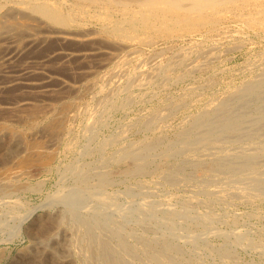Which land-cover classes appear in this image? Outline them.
Here are the masks:
<instances>
[{"label":"bare ground","instance_id":"6f19581e","mask_svg":"<svg viewBox=\"0 0 264 264\" xmlns=\"http://www.w3.org/2000/svg\"><path fill=\"white\" fill-rule=\"evenodd\" d=\"M94 24L97 26V32L99 33L101 38L113 39L114 45H115V46L114 45L113 46L114 47H120V48L122 46H126V47L131 48V47H133V45L140 46L143 48L152 45L154 48L153 44H155L159 39H169V40L173 39L174 40V38L180 39V38H183L186 36L189 37V36H194V35H199V37H200V35H203V36H206L208 38L215 40V39H220L225 35H228L229 32H231V30L234 29V27H235V29H239L241 31L246 30L247 28L253 29V30H264V0H0V58H2V64L0 65V78L1 79L3 78V80L0 81V92H2L3 90H7V89H10V90H17L18 89L21 91L36 90L37 92H40L41 94L49 93V92L52 93L53 91H55L57 89V88L51 87L53 85L52 83L54 81H57L58 79L54 76V74H51V73L47 74L44 71H42L45 69V62H47V61L49 62L52 59H57V60L59 59L62 61H68L71 58H84V60H85V58H87L91 55H95V54H99V55L100 54H105V55L107 54L108 56H111V57L116 56L117 54L115 55L113 52L103 51V50H100L96 47L91 48L89 51L74 49V46H73V49H68V47L67 48L61 47L63 44H66L68 42H75V43H77V42H80V43L89 42V44H87V45H90V43L95 40V37L93 34H95V32H96V30H95L96 28L94 29L95 31H93L91 29V28H93V27H91V25L93 26ZM234 32H236V31H234ZM232 33H231V35H232ZM245 33H246V31H245ZM236 34H238V33H236ZM250 34H252V33H250ZM259 34H261V33H259ZM242 35H244V31H243ZM234 36H235V34H234ZM97 39H99V38H97ZM211 39H210V41H211ZM52 40L56 43L61 44L60 48L50 52L49 54H47L45 59L40 61L41 62L40 64H33V63L28 64V63H26L22 66H17L16 69H13V70L11 69L13 67H11L12 65H10V64L13 63L16 59L23 57L30 50L32 51L34 49H38V48L42 47L47 41H52ZM184 40H185V38H184ZM204 40H205V38H204ZM107 42L111 43L110 41H107ZM197 42H199V41H197ZM203 43L204 42H201L200 45H190V48L192 49V51L195 50V52H197L196 53L197 58L195 55H194L195 58H193V57H191V58L198 59V57L200 58L203 56L206 58L208 52L210 53V50H211V53H213L212 50H214V49H211V48H209L210 50L207 48L205 49L204 48L205 46H203ZM233 43H234V41H233ZM255 43H252V44H255ZM48 44H49V42H48ZM180 45H182V44H179V46ZM237 46H239V45H237ZM177 47L178 46H176V48ZM150 48L148 50L149 53H150ZM169 48H171V47H169ZM169 48H167V50ZM218 48H219V46H218ZM82 49H84V48H82ZM86 49H87V47H86ZM187 49H188V47H187ZM48 50H50V49H48ZM142 50H144V49H142ZM162 50H159V51L162 52ZM224 50L226 51L227 49L223 48V51ZM183 51L185 53V50H183ZM138 52H140V51H138V49L131 48L129 54L134 57V56H137ZM154 52H155V48H154ZM180 52H178L177 55L178 54L180 56H181V54L183 55V53H180ZM187 53H188V51H187ZM185 54H184V56H185ZM171 55H173V54H171ZM209 55L210 54H208V57H209ZM158 56H160V54ZM180 56H179V61H180ZM184 56H182V57H184ZM186 56L184 57L185 59H186ZM215 56L216 55H214L213 57H215ZM97 57H99V56H97ZM103 57H104V55H103ZM145 57L138 59L140 61L128 69H127V59H125V58L119 59V61H118L115 58L117 60V62L114 63L113 66L110 65L112 67L111 68L109 67V68L113 74L119 75L122 78L123 83L121 82L120 85H115L114 87H112L111 90H109L107 92V94L101 99V101L98 100L100 102V104L105 105L108 101H110V99H109L110 95L114 92L117 93L118 90L119 91L128 90L133 85L136 86V84H140L142 82L144 83V81L145 82L147 81V77L151 76L152 73L150 75V73L147 71V68L149 67V63L146 61ZM155 57H157V56L155 55L154 58ZM174 57H176V55H174ZM188 57H189V55H188ZM204 57H203V59H204ZM259 57L257 58L258 60H256L255 63L252 62V63H254V65L252 64L253 67H261V60H262L263 56L261 57V59H259ZM90 58H92V57H90ZM118 58H119V56H118ZM121 58H123V57H121ZM154 58H152L153 61L156 59V58L155 59ZM159 58H161V57H159ZM94 59H96V57ZM201 59H199V60H201ZM212 59L210 62H212ZM255 59L256 58L254 57V60ZM252 60H253V58L251 59V61ZM179 61H176L175 58H174V60L172 58L171 59L167 58V59L157 63L158 65L155 66V70H157L156 72L160 78H161V76L164 77L170 69L172 70V68L176 64L178 65ZM36 63H39V62H36ZM99 63H101V62H99ZM145 63H147V65ZM154 63H156V61ZM203 63L204 62L202 61V65H203ZM101 64H103V63H101ZM104 64H105V62H104ZM107 64H109V63H107ZM143 64H145V66H147V67H145ZM245 65H247V64H245ZM53 66H54V64H53ZM97 66H98V64H97ZM190 66H193V65H190ZM224 66H227V65H224ZM71 67H72V65H71ZM100 67H99V69H100ZM175 68H176V66H175ZM185 68H187V66ZM191 68H189V69H191ZM204 68H205V66H204ZM247 68H248V66H247ZM182 69H184V66H183V68H181L180 71H182ZM189 69H185V72H187V70H189ZM261 69L262 70L259 73L253 74L250 77L249 81L245 80L246 81L245 84H244L245 81L244 82L242 81L244 84V85L242 84L243 86H241V82H240L241 87H238L237 89H229V91L226 90L228 92L226 94H223L220 96L216 95V97H214L215 94L212 97L209 96L212 94H209L208 96L210 98L207 97L208 99H206L207 101H205L206 102L205 105L203 104L204 107L202 109H199V111L197 113H194V114L191 113L192 115L187 116V117H186V115L185 116L183 115L185 118L182 117L183 120H182V122L180 121L181 122L180 127H179L178 131L176 130V132H177L176 135L174 136V138L172 137L173 138L172 140L168 141L165 144L164 148L159 153H155V152L157 151L156 150L157 147H159L158 145L161 144V139H160L161 137L160 138L159 137L154 138L152 136L153 138L149 141H148V139H150V138H148L147 141L142 140V141H137L134 143H132L130 141V144H128L126 142L127 145H124L122 148H120L117 153L111 151L114 154H112V155L110 154L109 156H104L102 158L98 157V158H101L99 160L100 161L99 165H96L94 168H92V172H94L98 177V182L106 183L109 181L108 177H106L104 168L106 169L105 166H106V164H109L108 162H110V161H113L116 159H118V160L119 159L130 160L131 166H130V168L126 169V171L128 173L130 172V173H134V174H142L148 170V167L153 162L155 154H156V156H157V154H160V156L164 158V161H162L160 163L158 162L159 164H156L153 171H154V174H156L157 176L162 177L166 180H170V181L175 180L176 181L177 178L182 177L186 181H192L195 178H193L191 176V174L192 175H195V174L190 173V172H193L190 170H189L190 172H188L187 170H185V168L191 167V166H196V165L202 166V168L205 170V172H202V173H204V176L202 175L201 178L199 177L200 178L199 181L207 184L208 182H205L204 179H210L209 182L212 183L213 191L216 190L220 196L223 195V197H226L225 199H221V200H218L216 198H208L207 199L208 205H217V204L222 205V203L227 204L226 202L231 201V199H230L231 197L232 198L238 197L242 201H245L248 203L256 201V200L259 201L261 198H264V137H261L262 133L260 134L261 136H259V134H258L259 132H257V130H256L261 125L259 122H261V120L262 121L264 120V67L263 68L261 67ZM197 70L201 71L199 69V67ZM220 70L224 71L223 68ZM149 71H150V68H149ZM151 71L154 72V70H151ZM193 71H195V70H193ZM218 71H219V69H218ZM251 71L256 72L253 70H251ZM94 72L92 70V73H94ZM147 72L149 73V75H147L148 74ZM192 72L190 71L189 74L190 73L192 74ZM210 72H212V71H210ZM101 74L102 73H100V75ZM155 74L153 76H155ZM180 74L183 75L185 73L181 72ZM246 74H247V72H246ZM100 75H99V77H100ZM179 75H177V76H179ZM226 75H228V73ZM114 77H115V75H114ZM157 77L154 80H157ZM198 77H200V76H198ZM169 78H171V76ZM177 78H179V77H177ZM148 79H149V77H148ZM228 79H230V78H228ZM179 80H182V78ZM190 80H191V78H190ZM120 81H121V79H120ZM208 81H210V80H208ZM226 81H228V80L226 79ZM108 82H109V80H108ZM112 82H114V81H112ZM157 82H158V80H157ZM160 82H161V80H160ZM160 82H158V83H160ZM173 82H171V83H173ZM211 82H212V79H211ZM155 83H156V81H155ZM163 83H165V82H163ZM201 83H203V82H201ZM145 84H147V83H145ZM145 84H144V86H145ZM229 84H231V83L229 82ZM59 85H60V83H59ZM188 85L191 86V84H188ZM223 85L221 87H225ZM225 85H228V84L226 83ZM166 86L170 87V85H166ZM192 86L195 87L194 85H192ZM198 86H200V85H197V87ZM201 86H202V84H201ZM203 86H205V84ZM207 86L209 87V85H207ZM102 87H104V86H102ZM193 87H192V90L194 89ZM120 88H121V90H120ZM233 88H234V86H233ZM135 89L138 90L137 88H135ZM214 89H216V88H214ZM226 89H227V87H226ZM73 90L75 91L76 89H73ZM143 90H142V92H143ZM198 90H200V89H198ZM146 91H149V90L146 89ZM186 91H187V88H186ZM58 92L60 93L61 90L60 91L58 90ZM104 92H106V91H104ZM167 92H164V93H167ZM210 92H212V91H210ZM217 92H219V91H217ZM84 93H87V92H84ZM84 93H82V94H84ZM116 93H115V96H116ZM126 93H128V92H126ZM164 93L162 92V94H164ZM215 93H216V91H215ZM137 94H139V93H137ZM150 94L154 96L153 93L150 92ZM202 94L203 93H201V95ZM221 94H222V91H221ZM128 95H127V97L125 96L127 99H128ZM134 95H133V98H134ZM140 95L141 94H139V97H136V98H140L141 97ZM142 95H144V94H142ZM166 95H168V93ZM247 95L250 98V101L252 102V104H254L253 111L255 113V116H253V117H255V118L252 119L251 116L249 118H251L254 121L253 125H250V126H254L255 128L251 127L252 129L250 130V133H249L250 136H249V134H247L248 135L247 137L245 136L244 138H241V136L243 134L247 133V131L245 133L242 132L243 123L245 126L243 128H246V127L249 128V125L248 124L246 125L245 121H244L246 119V115L244 114L245 112L244 113H238V112L236 113V111L235 112L232 111L231 108H232L233 104H231L232 103L231 101H233L234 98L235 99L236 98L242 99L244 96L246 97ZM170 96H172V95H170ZM199 96H200V94H199ZM199 96H196L195 90H193V92L190 91V92L185 93V95L183 94V98L178 100V101H174L172 103L167 102V103H169V105L165 109L163 108V110L158 109V108L156 110L151 109V112H152V110H153V112L151 113V115L149 116L148 119H147L148 116L146 117V120L144 122H142V124L144 126H149V127L151 125H156L157 126L156 128H158V127L161 128V126L164 127L163 126L164 122L162 119H164L165 114H167L169 111H171L172 109L175 108V105L178 107L183 106V109H184L185 104L187 102V99L198 98ZM204 96H206V95H204ZM52 97H54V96H52ZM125 97H124V99H126ZM129 97L132 99L131 95H129ZM148 97H145V99H147ZM12 98H14V97L12 96ZM91 98H92V96H91ZM200 99H202V98H200ZM5 100H7V99H5ZM111 100H113V99L111 98ZM71 101H72V99H71ZM71 101L66 102V103L64 102L65 104L60 103L61 106L59 107L58 111L55 110L57 113L55 112L56 114L54 116H51V117L49 116L50 118L48 119L47 124L43 128H41L42 126L38 128V125H37L38 122H35L33 120V118H35L36 115H38V113L40 112V109H42V108H40V104L37 105V104L33 103L31 100H29L27 98H23V97L21 99L18 98V100L14 101V102H6V103L4 102L5 104H0V116H2V118L0 119V148H1L0 150L1 151L4 150L7 153H18L17 155H19V153H20L22 155V159L20 161L16 162L17 161L16 160L15 161L16 163L14 162V164L16 165L14 168L6 167V169H3V170L0 169V195L1 196H6V195L12 193L14 190H16L18 188V185L22 184L23 180L21 181V183L19 182V184L17 183V181H18L19 177H21L22 175L29 173L25 169V166L27 165V163H30L31 161H34V162L37 161V163H40L42 158L44 159L46 157L48 158V157L52 156L51 155V153H52L51 149H50V151H48L46 149V145H48V144H45L43 141H41L37 138L31 137L32 134L29 136L31 138H33L34 140L28 139V137L26 135L27 132H26V134L25 133H18L19 131L14 132V130H11L10 126H7L1 120L2 119L4 120L5 117H8L7 119L10 118L11 122L16 120L17 122H20L23 124L29 123L30 125L29 124L28 125L30 128L35 127L34 128L36 130L35 132H37V130H39V131H42L43 134L45 133L46 135H43V136H46L45 139H47V136H48L50 144L55 143L57 141V139L59 138V136L61 135V133L63 132V130L65 129V123H67L66 122L67 119L70 118V116L68 118H66L65 112H67L66 111L67 107L71 106V105H67V103L72 104ZM140 101H142V100H140ZM164 101H165V99H164ZM236 101H237V99H236ZM85 102H83V103H85ZM122 102H124V101H122ZM136 102H134V104ZM197 102H199V101H197ZM111 103H112V101H111ZM119 103H121V102L119 101L118 104ZM236 103H238V102H236ZM239 103L244 104L243 101L242 102L239 101ZM113 104L115 105V103H113ZM123 104L125 105V103H123ZM142 104H143V102H142ZM124 105H123V107H124ZM156 105H158V103ZM197 105H195V106H197ZM98 106H97V108H98ZM107 106H108V104H107ZM236 106H238V104L235 105V107ZM146 107H145V109H146ZM186 107H187V105H186ZM238 107L240 108L241 105ZM238 107H236V109H238ZM258 107H260V108H258ZM48 108H53V105H52V107H48ZM97 108H96V106L91 107L90 109H88L86 111L87 117H85L86 118L85 122H87V123H86L85 127H84V125H82L84 127L83 128L84 135H86L87 136L86 138H88V139L92 138V140L94 137V130H96V129L98 130V128H99V127L95 128L96 125L103 122L101 113L99 112V111H101V108L99 111H97ZM116 108H118V106ZM129 108L131 109V106H129ZM108 109H111V107H108ZM78 110H80V109H78ZM103 110L106 111V109H103ZM43 111L45 112L46 110L44 109ZM126 111H128V109ZM149 111H150V109H149ZM250 111H249V113H250ZM137 112L138 111H136V113ZM148 113H146V114L148 115ZM174 113H173V115H174ZM181 113H183V112H181ZM83 114H85V111ZM169 115H171V114H169ZM143 116H144V114H143ZM83 117H84V115H83ZM107 117H108V115H107ZM7 119H6V121H7ZM136 119H135V121H136ZM251 119H249V120L251 121ZM73 121H74V119H73ZM77 121H78V119H77ZM132 121H134V119ZM169 121H171V120H169ZM127 122H129V121H127ZM262 123L264 124V121ZM122 124L124 125L125 123H122ZM169 124H170V122H169ZM172 124H174V123H172ZM249 124H251V123H249ZM258 124H259V126H258ZM263 124H262V126H263ZM100 125H102V124H100ZM104 125H105V123H104ZM128 125L132 126L130 123ZM177 126H179V125L177 124ZM177 126H176V128H177ZM36 127L38 129H36ZM165 127H166V125H165ZM167 127H168V125H167ZM169 129L166 128L165 130H169ZM118 130H120V129H118ZM255 130L257 132V135L254 134ZM121 132L122 131H120V134H121ZM137 132H138V130H137ZM262 132L264 133V131H262ZM123 133H124V131H123ZM241 133H243V134H241ZM39 134L36 133L35 135H39ZM113 134H114V132H113ZM3 136L7 137L6 140H2ZM95 136H97V135L95 134ZM114 136H116V135H114ZM146 136H148V135L145 134V137ZM263 136H264V134H263ZM68 137H70V136H68ZM104 137L102 139H104ZM111 137H113V136L111 135ZM142 138H139V140ZM118 139L121 140V138H118ZM1 140H2V142H1ZM72 140L73 139H71V141ZM104 140H106V138ZM76 141H77V139H76ZM111 141L113 142V139H111V138L108 139L107 141H103V143H101V146L104 147L105 145H109V147H110V144H108V143H110ZM116 141H118V140H115V142ZM68 142H70V141L68 140ZM101 142H102V140H101ZM59 143H58V145H59ZM99 144H100V142H99ZM118 144H119V142H118ZM86 145H89V144H86ZM82 147H83V145H82ZM56 148H57V146H56ZM95 149L96 148L94 147V150ZM97 149L101 150L104 148L97 147ZM86 150H88V149H85V152H86ZM199 150L201 151V153L199 152ZM78 151H83V150L79 149ZM183 151H184V153H185V151H188V154H187V156L184 157V159H182V157H181L180 159L174 161L173 163L166 162L165 159L172 157V156L177 157V155L181 154ZM96 152H98V151H96ZM80 154H82V153H80ZM92 155H93V152H92ZM52 157H51V159H52ZM75 159H77V158H75ZM5 161L6 160H4V162ZM130 161H128V162H130ZM43 162L40 163V165H42ZM31 163H33V162H31ZM44 163H46V162H44ZM28 165H30V164H28ZM57 166H59V165L57 164ZM0 168H1V165H0ZM27 169H28V167H27ZM68 169H69L68 170L69 172L72 171V174L74 173L76 175V177L80 181V183H89L88 177H90L89 175L91 172L89 173V169H87V167L86 168H85V166L80 167V166H78V164L76 165V162H75L74 165H73V163L70 164ZM25 170H26V173H24ZM46 170H48V169H46ZM192 170H194V169H192ZM199 170H201V169L199 168ZM185 171H187V172H185ZM197 171H194V172H197ZM61 174H65V173L61 172ZM27 176L31 177V175H29V174ZM67 176H69V174ZM61 177H64V175H62ZM92 178H90V179H92ZM62 180H61V182H62ZM35 181H37V180L35 179ZM41 181H39V183H43ZM23 183H24V181H23ZM73 183H74V181H73ZM77 184L70 187V188L67 187L66 190H64V191L62 190V191L58 192L56 189L55 192H58V193H55L53 196L51 195L52 198L49 199L50 201L53 200V203H55V204H56V202H59V201L60 202L62 201L63 203H65L67 206V211L72 213V216H71L72 218L70 216H68L66 213H63L62 215H59V216H56L53 218H51V217L48 218V216H47V218L49 219V222H51L50 220H52L53 223L55 222L53 227H57V228L61 227L62 224H66V220H69L71 222L69 224H72L73 236H71L72 242L70 241V244L72 243L73 244L72 247H74L73 249L77 253L79 252L80 264H189L190 263V262L186 263L185 261H181L179 259L181 249L178 248L174 243H172L170 241V239L167 236L168 234L164 230H163L164 233L158 234L159 236L157 235V237L156 236L155 237L140 236L139 237L140 242H141L140 245L133 242V241H132L133 243H128L127 239L124 238L126 236L125 235L123 237L119 236V234L116 233L117 230H115V228L113 226H111V223L109 221H106L105 223H103L104 221L102 223L100 221L96 222V221H92V220L88 219L87 217H84V216L77 214L78 213V211H77L78 205L72 206V205L68 204L67 201L70 199L84 198V196L85 197L87 196L85 194H88L84 189L78 187L79 185H77ZM148 184H149V182H148ZM32 185H31V188H32ZM36 185H33V187H36ZM28 186H30V185H27V187ZM24 187H26V186H24ZM38 187L39 186H37V189H39ZM29 188L30 187H28V189ZM35 190H36V188H35ZM47 196H49V193ZM47 196H45V198ZM43 199H44V197H43ZM223 200H225V201H223ZM131 202H132V200L127 205L130 206ZM42 203H43V205H41V206H44V204L46 202H42ZM37 204L39 205V202ZM138 204H140V203L138 202ZM138 204H136V206H138ZM20 205H22V203H20ZM38 205H35V206H38ZM22 206H25V205H22ZM49 207H51V206H49ZM107 207L110 208L111 206H106L105 208H107ZM22 208L24 209V207H22ZM29 208H30V206H29ZM33 209H34V207H33ZM79 209H81V208H79ZM162 210L165 213H169L171 211V207H169L168 205H163ZM22 214L28 215L27 210H26V213L23 212ZM204 217H205V222L202 224V226L203 227L213 226L212 215L207 214ZM44 225L45 224H43L41 222L37 228L42 233H44V232L46 233V229H45L46 225L45 226ZM66 226H68V225H66ZM49 228H51V227H49ZM106 229H108V230H106ZM103 230L107 231L110 234V237L115 236L118 241L111 244L110 241L107 239L108 237L106 238V236H104L105 233H103ZM233 231H234V229H233ZM233 231L232 232L230 231V232L233 235L236 234V237H234L236 239L242 234L238 230H236L238 232L235 231L236 233H233ZM48 233H50V232H48ZM54 233L55 232H52L50 234V237H53ZM125 234H126V232H125ZM39 235H41V234H39ZM43 236L44 235L42 234V236H40V237H43ZM45 237L47 238L46 235H45ZM69 237H70V235H69ZM135 240H138V239H135ZM45 247L46 246H44V248ZM47 250H48V248H47ZM49 254H50V252H49ZM67 254L64 257H67L68 256ZM29 255H31V254H29ZM226 255H227V253L225 254V256ZM56 256H58V254ZM56 256L52 253V256L50 257V259H46L45 257L42 258L40 255H37V254L33 255L32 254V256H30L29 258H25V259L23 258L21 263L22 264H44V263L45 264H58L60 258H59V256H58V258ZM191 264H194V262Z\"/></svg>","mask_w":264,"mask_h":264},{"label":"rangeland","instance_id":"374dc122","mask_svg":"<svg viewBox=\"0 0 264 264\" xmlns=\"http://www.w3.org/2000/svg\"><path fill=\"white\" fill-rule=\"evenodd\" d=\"M91 27H93V28H91ZM91 27L90 28L93 31L96 30L95 34H93L95 37V40L93 42H91L92 44L90 43V45H87V44H89V42H82L83 43L82 44V43L76 41L77 43L68 42L66 44H63L61 47H64V48L68 47V49H73V46H74V49H78V50L80 49V50H84V51L85 50L89 51L91 48L96 47V48L103 50V51L113 52L115 55L117 54L116 56L111 57V56H108L107 54L106 55L105 54H100V55L95 54V55H91V56L85 58V60H84V58H71L68 61H62L59 59L58 60L52 59L49 62L48 61L45 62V69L42 71H44L47 74H50V73L54 74V76L58 79L57 81H54L52 83L53 85L51 87L57 88L52 93L49 92V93L41 94L40 92H37L36 90L21 91L18 89L17 90L7 89V90H3L2 92H0V98H1L0 104H5L6 102H14V101H17L18 98L21 99L22 97L31 100L33 103H35L37 105L40 104V108H42V109H40L41 113L39 112L38 115H36V117L33 118V120L35 122H38V124H37L38 128L41 126H42L41 128H43L47 124L48 119L57 113L56 111H58L59 107L61 106L60 103L63 104L64 102L65 103L70 102L72 99V101H71L72 104L67 103V105H71V106H68L69 108L67 107V109L69 111L66 109L67 112H65L66 118H68L69 116H70V118H68L69 120L67 119V121H66L67 123H65V129L63 130L64 133L63 132L61 133V135L59 136V138L60 137L61 138L60 139L58 138L55 143L50 144L48 136H47V139H45L46 136H43V135H46V134L45 133L43 134V132L39 131V130H37V132H35L36 131L34 129L35 127L30 128L29 123H26L27 124L26 125V124L17 122L16 120L11 122L10 118L7 119L8 117H5L7 119V121L4 117H3L4 120L3 119L1 120L7 126H10L11 130H14V132L19 131L18 133H25V134L27 132L26 135H27L28 139L31 140L33 138H37V139L43 141L45 144H48V145H46V149L48 151H50V149H51V151H52L51 155L53 157L51 156L52 159H51V157H48V158L46 157V158H44L45 160L43 158L41 159V161L43 160L47 164L44 163L43 161H42L43 162L42 165H40V163H42L41 161H40V163H37V161H35V162L31 161L33 163H31V162L27 163V165L28 164H30V165H28V166L26 165L25 169L29 173L24 174L21 177H19V179L17 181L18 184H19V182L21 183L22 180L24 181V183L22 181V184L18 185V188L16 190H14L12 193L8 194L9 196L6 195L8 198L6 196L0 195V264H22L21 261L23 260V258L24 259L29 258L30 256H32V254L33 255L37 254V255H40L42 258L45 257L46 259H50V257L52 256V253L55 256L58 254V256L60 258V260L58 259L59 260L58 264H67V263L68 264H78V263L80 264V254H79V252L77 253L73 249L74 248V247H72L73 244L72 243L70 244V241L72 240L71 236H73L72 224H69L71 222L69 220H66V224H62L61 227L57 228V227H53L55 222L53 223L52 220H50L51 222H49V219H48L49 217L53 218V217L62 215L63 213H66L70 217L72 216V213L67 211V206L65 203H63L62 201H61L62 202L61 203L59 201L61 204L59 202H56V204H55V203H53V200L50 201L49 199L52 198V196L55 193H58L59 191H62V190L64 191V190H66L67 187L70 188V187L76 185L77 183H78L77 185H79L78 187L84 189L88 194H85L87 196L86 197L84 196V198L70 199L67 201V203L72 205V206L78 205V209H77L78 213L77 214L84 216V217H87L88 219H90L92 221H96V222L100 221L101 223L103 221H104L103 223H105L106 221H109L111 223V226H113L115 228V230H117L116 233L119 234V236H122V237L124 235L126 236L124 238L127 239L128 243L135 242V243L140 245V243H141L140 238H139L140 236H144V237H155L156 236L157 237L158 234H162L165 231L168 234L167 236L170 239V241L172 243H174L178 248L181 249L179 259L181 261H185L186 263L190 262L189 264H191L194 262V264H264V200H263L264 198H261L262 200L260 199L259 201L258 200L253 201L254 203L253 202L248 203V202L242 201L238 197L237 198L231 197L230 198L231 201L226 202L227 204L222 203V205L221 204H219V205L218 204L217 205H208L207 204L208 198H216L218 200H221V199H225L226 197H223V195L220 196L216 190L213 191L212 183L209 182L210 179H204L205 182H208L207 184L199 181L201 176L202 175L204 176V173H202V172H205V170L202 168V166L196 165V166H191V167L185 168V170H187L188 172L193 171L190 173L195 174V175L191 174V176L193 178H195L192 181H186L182 177L177 178L176 181L175 180H172V181L166 180V179L159 177L156 174H154V171H153L156 164H159L160 162L164 161V158L161 157L160 154H157V156L155 154L153 162L148 167V170L142 174H134V173H130V172L128 173L126 171V169L130 168L131 161L127 160V159H126L127 161L124 159H119V160L116 159V160L108 162L110 165L106 164V166H105L106 169L104 168V170H105L106 177H108V180H109L106 183L98 182L97 175L94 172H92V168H94L96 165H99V162H100L99 160L102 157L109 156L110 154L111 155L114 154L111 151L117 153L118 150L120 148H122L124 145H127V143L130 144V141L132 143H134V142L142 141V140L147 141L148 138H150V139H148V141H149L153 137L154 138L155 137H159V138L161 137L160 138L161 144L158 145L159 147H157V149H156L157 151L155 152V153H159L164 148L165 144L174 138V136L177 133L176 130L178 131V129L180 127V123L182 122L183 118H185L184 117L185 115L187 117V116H190L194 113H197L199 111V109H202L204 107V105L206 103L205 101H207L206 99L212 97L214 94H215L214 97H216V95L220 96V95L226 94V93H228L227 91H229V89H237L238 87L243 86L246 83V81H249L250 77L253 74L259 73L262 70L261 67L262 68L264 67V54H263L264 53V49H263L264 48V30H253V29L247 28L246 30L241 31L239 29H235V27H234V29H232L228 35H225L222 38L215 39V40L208 38L206 36H203V35H200V37H199V35H194V36H189V37L186 36L187 38L186 37H183L180 39L174 38V40L173 39H170V40L169 39H159L155 44H153L154 48H155V52H154V48L152 45L144 47V48L140 47V46L133 45V47H131V48L138 49V51H140L137 53V56H134L135 57L134 58L133 56H131L129 54V52L131 50L130 47H126V46H122L121 48L120 47H114L115 45H114L113 39L101 38V36L97 32V26L94 24L93 26L91 25ZM234 31H236V32H234ZM243 31H244V35H242ZM245 31H246V33H245ZM231 33H232V35H231ZM236 33H238V34H236ZM250 33H252V34H250ZM259 33H261V34H259ZM234 34H235V36H234ZM97 38H99V39H97ZM184 38H185V40H184ZM204 38H205V40H204ZM210 39H211V41H210ZM107 41H110L111 43H109ZM197 41H199V42H197ZM200 41L204 42L203 46H205L204 47L205 49L206 48L207 49H209V48L214 49V50H212L213 53H211L210 49H209L210 53L207 51L208 54H210L209 55L210 58L208 57V54H207L206 58L203 56L204 59H203V57H200V58L198 57V59H193V58H195L194 55L197 58V54H196L197 52H195V50L192 51V49L190 48V45H200V43H201ZM233 41H234V43H233ZM48 42H49V44H48ZM55 43L56 42H54L53 40L47 41L44 44L45 46L44 45L42 46L43 48L40 47L38 49L28 51L23 57L16 59L13 63L10 64V65H12L11 67H13L11 69L12 70L16 69L17 66H22L26 63H28V64L29 63L30 64L31 63L40 64L41 63L40 61L44 60L47 54H49L50 52L60 48L61 44H59V43L55 44ZM252 43H255V44H252ZM179 44H182V45H180L181 47L179 46ZM237 45H239V46H237ZM176 46H178V47L176 48ZM218 46L220 49L218 48ZM86 47H87V49H86ZM160 47L162 49L164 48L163 49L164 51ZM169 47H171V48H169ZM187 47H188V49H187ZM82 48H84V49H82ZM149 48H150V53L148 51ZM167 48H169L170 50L169 49L167 50ZM223 48L227 49V50L223 51ZM48 49H50V50H48ZM142 49H144V50H142ZM159 50H162L163 53ZM183 50H185L186 54L184 53ZM187 51L189 54L187 53ZM178 52L183 53V55L182 54H181V56L179 54L177 55ZM145 54L146 55L148 54V55L146 56ZM159 54H160V56H158ZM171 54H173V55H171ZM184 54H185V56L187 55L186 59L184 58L185 57ZM260 54L263 56V58L261 60V67H253L254 63L256 62V60H258L257 58L259 56H260L259 59H261L262 56ZM103 55H104V57H103ZM155 55L157 56V57H155L156 59L154 58ZM174 55H176V57H174ZM188 55H189V57H188ZM214 55H216V56L213 57ZM97 56H99V57H97ZM118 56H119V58H118ZM179 56H180V61H179ZM182 56H184V57H182ZM90 57H92V58H90ZM93 57L94 58L96 57V59H94ZM121 57H123V58H121ZM142 57H145L146 61L149 63V67L147 68V71L150 73V75L152 73V75H151L152 77L148 76L149 79L147 77L146 82L144 81V83L142 82L140 84H136V86L133 85L128 90H121V88H120L121 91L118 90L117 93L114 92V93H112L113 95L111 94L112 96L110 95V98H109L110 101H108L105 105L100 104L99 101H101V99L107 94V92L109 90H111L112 87H114L115 85H120L121 82L123 83L122 78L119 75L113 74L110 71V68L114 65V63H116L117 60L119 61V59L125 58V59H127V69H128V68H131L133 65L137 64L140 61L138 59H141ZM147 57L148 58L150 57L151 59L154 58L155 60L153 61V59L151 60L150 58L148 59ZM159 57H161V58H159ZM191 57H193V58H191ZM254 57L256 58L255 60H254ZM167 58L168 59L172 58L173 60L175 58V60L179 61L180 63L178 62V65L177 64L175 65L176 68L174 66L173 67L174 69L173 68H172V70L170 69L171 70V71L169 70L170 72L168 71V73L164 77L161 76V78H160L156 72L157 70H155V66L158 65L157 63H159V62H161ZM252 58H253V60L251 61ZM199 59H201L204 62L203 65H202V61ZM211 59H212L213 63L210 62ZM155 61H156V63H154ZM36 62H39V63H36ZM99 62H101L103 64H101ZM104 62H105V64H104ZM252 62H254V63H252ZM107 63H109V64H107ZM1 64H2V58H0V65ZM53 64H54V66H53ZM97 64L99 67L101 66L100 69L97 66ZM145 64L147 65V63H145ZM145 64H143V65L145 66ZM245 64H247V65H245ZM71 65H72V67H71ZM110 65H112V66H110ZM190 65H193L194 67L190 66ZM224 65H227V66H224ZM183 66H184V69H182V71H180L181 68H183ZM186 66H187V68H185ZM204 66H205V68H204ZM247 66H248V68H247ZM102 67L103 68L105 67V68L103 69ZM145 67H147V66H145ZM151 67L152 68L154 67V68L152 69ZM198 67L201 71L197 70ZM149 68H150V71H149ZM189 68H191V69H189ZM222 68L224 69V71L220 70ZM185 69H189V70H187V72L188 71L192 72L193 70H195V71H193L192 74L191 73L189 74V72L188 73L185 72ZM218 69H219V71H218ZM92 70H93V72L94 71L95 72L92 73ZM151 70H154V72H152ZM251 70L256 71V72H252ZM210 71H212V72H210ZM181 72H184L185 74L181 75L180 74ZM246 72H247V74H246ZM100 73H102V74L100 75ZM149 73L147 75H149ZM227 73H228V75H226ZM154 74H155V76H153ZM99 75H100V77H99ZM114 75L116 78L114 77ZM177 75H179V76H177ZM170 76H171V78H169ZM198 76H200L201 78ZM156 77H157L158 82H160V80H161L162 83L163 82H165V83H163V84L161 82L158 83L157 80H154V79H156ZM177 77H179V78H177ZM181 78H182V80H179ZM190 78H191V80H190ZM210 78L212 79V82H211ZM228 78H230V79H228ZM120 79H121V81H120ZM226 79L228 81H226ZM2 80H3V78L2 79L0 78V81H2ZM108 80H109V82H108ZM208 80H210V81H208ZM112 81H114V82H112ZM155 81H156V83H155ZM242 81L243 82L245 81L244 84ZM171 82H173V83H171ZM201 82H203V83H201ZM225 82L228 85H225L226 84ZM229 82L231 84H229ZM240 82H241V86H240ZM59 83H60V85H59ZM145 83H147V84H145ZM144 84H145V86H144ZM188 84H191V86ZM201 84H202V86H201ZM204 84H205V86H203ZM206 84L209 85V87ZM221 84L222 85L224 84L223 86H225V87H221L222 86ZM166 85H170V87L166 86ZM192 85H194L195 87H193ZM197 85H200V86L197 87ZM100 86L101 87L104 86V87H102L104 90ZM233 86H234V88H233ZM192 87L194 88L193 90H195L196 96H199V94H200L201 97L199 96L198 98L187 99V102L185 104V107H186V105H187V107L186 108L184 107V109H183V106L178 107L175 105V108L172 109L171 111H169L170 113L168 112L167 114H165L166 117L164 116V119H162L164 122V124H163L164 127H162V126H161V128L158 127L159 128L158 129V128H156L157 127L156 125H151L149 127V126H144L142 124V122H144L146 120L147 116H148L147 119L149 118V116L151 115L153 110H156L157 108L163 110V108L165 109L166 107H168L169 103H167V102L172 103L174 101H178V100L182 99L183 94L185 95V93L190 92V91L193 92ZM226 87H227V89H226ZM135 88H137L138 90H136ZM186 88H187V91H186ZM214 88H216V89H214ZM73 89H76V90L74 91ZM146 89L149 90L151 93H153L154 96L151 95L149 91H146ZM198 89H200V90H198ZM58 90L59 91L61 90V92L59 93ZM142 90H143V92H142ZM104 91H106V92H104ZM161 91L163 93L168 91L167 92L168 95H166L167 93L162 94ZM210 91H212V92H210ZM215 91H216V93H215ZM217 91H219V92H217ZM221 91H222V94H221ZM84 92H87V93H84ZM126 92H128V93H126ZM82 93H84V94H82ZM102 93L103 94L105 93V94L103 95ZM115 93H116V96H115ZM137 93L141 94L140 98H136V97H139V94H137ZM201 93H203V94L201 95ZM128 94L131 95L132 99L129 97ZM142 94H144V95H142ZM209 94H212V95H209ZM51 95L54 97H52ZM127 95H128V99L130 98L129 100L126 98ZM133 95H134V98H133ZM170 95H172V96H170ZM204 95H206V96H204ZM12 96L14 98H12ZM91 96H92V98H91ZM124 97L127 100L124 99ZM145 97H148L147 98L148 100L145 99ZM247 97H248V95L246 97L244 96L242 99L236 98L237 101L235 98L233 99V101H231L232 102L231 104H233L232 108H231L232 111H234V112L236 111V113L237 112L238 113H244L245 112L244 114L246 115V119L244 121H245L246 125L247 124L249 125V128H247V127L243 128V127H245L244 123H243L242 132L245 133L247 131V133L246 134L241 133L244 135V136L242 135L241 138H244L245 136L247 137L248 136L247 134L250 133V130L252 128H255L254 126H250V125H253L254 121L252 119L255 118V117H253V116H255V113L253 111L254 104H252V102L250 101V98L249 97L247 98ZM111 98L113 100H111ZM163 98L165 99V101ZM200 98H202V99H200ZM5 99H7V100H5ZM140 100H142V101H140ZM111 101H112V103H111ZM119 101L121 103L118 104ZM122 101H124V102H122ZM133 101L134 102L137 101V102L134 104ZM197 101H199V102H197ZM239 101L240 102L243 101L244 104H242V103L240 104ZM83 102H85V103H83ZM142 102H143V104H142ZM160 102L161 103L163 102V103L161 104ZM236 102H238V103H236ZM113 103H115V105ZM123 103H125V105ZM157 103H158V105H156ZM107 104H108V106H107ZM237 104H238V106L241 105L240 108L238 106H236V107H238V109H236V107H235V105H237ZM52 105H53V108H48V107H52ZM123 105H124V107H123ZM195 105H197V106H195ZM95 106H96V108L98 106L97 111H99L101 108V111H99V112L101 113L103 122L96 125L95 128H97V127H99V128H98V130L97 129L94 130V137H93L94 141H93L92 138H90V139L86 138L87 136L84 135L83 128L85 127V125L87 123V122H85V120H86L85 117H87L86 111L88 109H90L91 107H95ZM117 106H118V108H116ZM129 106H131V109L129 108ZM108 107H111V109H108ZM145 107H146V109H145ZM43 108L46 110L45 112L43 111L44 110ZM102 108L106 109V111L103 110ZM148 108L150 109V111ZM258 108H260V107H258ZM78 109H80L81 111ZM125 109L126 110L128 109V111H126ZM151 109H153L152 112H151ZM84 111H85V114H83ZM136 111H138V112L136 113ZM180 111L183 113H181ZM249 111H250V113H249ZM81 113L84 115V117ZM146 113H148V115ZM173 113H174V115H173ZM106 114L108 115V117ZM143 114H144V116H143ZM169 114H171V115H169ZM250 116L252 119L249 118ZM1 118H2V116H0V119ZM73 119H74V121H73ZM77 119H78V121L79 120L80 121L78 122ZM133 119H134V121H132ZM135 119H136V121H135ZM249 119H251V121ZM169 120H171V121H169ZM127 121H129V122H127ZM263 121L261 120V122H259L261 125L259 126V124H258L259 127L256 129L257 132H259L258 133L259 136L262 135L261 137H264L263 136L264 133L262 132V131H264L263 130L264 124L262 123ZM169 122H170V124H169ZM104 123H105V125H104ZM122 123H125V124L123 125ZM129 123L132 126L128 125ZM172 123H174L175 125ZM249 123H251V124H249ZM100 124H102V125H100ZM177 124L179 126H177ZM262 124H263V126H262ZM82 125H84V127ZM165 125H166V127H165ZM167 125H168V127H167ZM176 126H177V128H176ZM38 128L36 127V129H38ZM166 128L167 129L170 128V129L165 130ZM118 129H120V130H118ZM137 130H138V132H137ZM256 130H255L254 134L257 135ZM120 131H122L121 134H120ZM123 131H124V133H123ZM113 132H114V134H113ZM34 133L35 134L40 133L39 134L40 136L35 135ZM95 134L97 136H95ZM117 134L118 135L120 134L121 136L119 135L120 136L119 137ZM145 134L148 136L145 137ZM29 135H31V137H33V138H31ZM67 135L70 136L71 138L68 137ZM111 135L113 137H111ZM114 135H116V136H114ZM249 136H250V134H249ZM103 137H104V139L106 138V140L102 139ZM117 137L121 138V140L118 139ZM6 138H7L6 136H3L2 140H6ZM110 138L113 139V142L111 141L110 143H108V144H110V147H109V145H105L106 147L101 146V143H103V141H107ZM139 138H142V139L139 140ZM71 139H73V140L71 141ZM76 139L78 142L76 141ZM2 140H1V142H2ZM68 140L70 142H68ZM101 140H102V142H101ZM115 140H118V141L115 142ZM99 142H100V144H99ZM118 142H119V144H118ZM58 143H59V145H58ZM86 144H89L90 146L86 145ZM55 145L57 146V148ZM82 145H83V147H82ZM96 146L99 148L102 147L104 149L99 150V149H97ZM94 147L97 150L96 149L94 150ZM79 149L83 150V151H78ZM85 149H88V150H86V152H85ZM96 151H98L99 153ZM92 152H93V155H92ZM199 152L201 153L200 150H199ZM6 153H7L6 151L0 150V163H1L0 169L1 170L6 169V167L14 168L16 166L14 164V162L16 160H17L16 162H18L22 159V155L20 153H19V155H17L18 153H7V154ZM80 153H82V154H80ZM187 154H188V151H185V153L183 151L181 154H178L177 157L172 156V157H169L165 160L168 163H173L174 161L180 159L181 157H182V159H184V157L187 156ZM11 157L12 158L14 157L15 159L14 158L12 159ZM98 157H101V158H98ZM75 158H77V159H75ZM4 160H6V161L4 162ZM128 161H130V162H128ZM75 162H76V165L78 164V166H80V167L85 166V168L87 167V169H89V173L91 172L89 175L90 177H88L89 183H80V181L77 179L76 175L74 173L72 174V171H70V172L68 171L69 165L72 163L74 165ZM57 164L59 166H57ZM2 166L3 167L5 166V167L3 168ZM27 167H28V169H27ZM199 168L201 170H199ZM46 169H48V170H46ZM192 169H194V170H192ZM26 170L24 173H26ZM187 171H185V172H187ZM194 171H197V172H194ZM61 172L65 173L66 175L61 174ZM28 174L31 175V177L27 176ZM68 174L70 177L67 176ZM62 175H64V177H61ZM90 178H92V179H90ZM35 179L38 182L35 181ZM60 179L61 180L63 179L62 182ZM39 181H41L43 183H39ZM73 181H74V183H73ZM148 182H149V184H148ZM32 184L36 185V187H33ZM27 185H30V186H28L30 188L32 185V188L28 189ZM24 186H26V187H24ZM37 186H39L38 187L39 189H37ZM35 188H36V190H35ZM56 189L58 192H55ZM48 193H49V196H47ZM45 196H47V197L45 198ZM43 197H44V199H43ZM131 200H132V202L133 201L134 202L133 203L131 202L130 206L127 205ZM223 201H225V200H223ZM38 202H39V205L37 204ZM42 202H46L44 204V206H41V205H43ZM138 202L140 204H138ZM20 203H22V205H25V206L20 205ZM136 204H138V206H136ZM35 205H38V206H35ZM163 205H168L169 207H171V211L169 213H165L162 210ZM29 206H30V208H29ZM49 206H51V207H49ZM106 206H111V207L105 208ZM22 207H24V209ZM33 207H34V209H33ZM79 208H81V209H79ZM26 210H27L28 215L22 214L23 212L26 213ZM207 214L212 215L213 226L203 227L202 224L205 222L204 216H206ZM47 216H48V218H47ZM41 222L46 225V226L44 225L45 229H46V233L45 232L42 233L40 230L37 229ZM66 225H68V226H66ZM48 226L51 228H49ZM233 229H234V231H233ZM106 230H108V229H106ZM236 230H238L239 232L242 233L237 239L234 238V237H236V234L235 235L231 234L232 231H233V233L238 232ZM48 232H50V233H48ZM52 232H55V233L53 234V237H50V234ZM125 232H126V234H125ZM103 233H105L104 236H106V238L108 237L107 239L110 241L111 244L118 241L115 236L110 237V234L107 231L103 230ZM39 234H41V235H39ZM42 234L44 235L43 236L44 238L40 237V236H42ZM45 235L47 236V238L45 237ZM69 235H70V237H69ZM135 239H138L139 241L135 240ZM44 246H46L48 248V250L46 247H45L46 248L45 249ZM67 251L68 252L70 251L69 252L70 254ZM49 252H50V254H49ZM226 253H227V255L225 256ZM29 254H31V255H29ZM66 254L68 256L64 257ZM58 256H56V257L58 258Z\"/></svg>","mask_w":264,"mask_h":264}]
</instances>
